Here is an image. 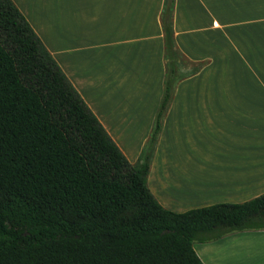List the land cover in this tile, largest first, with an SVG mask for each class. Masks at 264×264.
Listing matches in <instances>:
<instances>
[{
  "label": "crops",
  "instance_id": "crops-1",
  "mask_svg": "<svg viewBox=\"0 0 264 264\" xmlns=\"http://www.w3.org/2000/svg\"><path fill=\"white\" fill-rule=\"evenodd\" d=\"M12 1L135 163L163 93L165 0ZM172 25L181 70L202 66L176 84L148 188L174 212L251 199L264 192V0H174ZM228 240L231 258L216 252ZM197 245L204 264H264L262 229Z\"/></svg>",
  "mask_w": 264,
  "mask_h": 264
},
{
  "label": "trees",
  "instance_id": "trees-1",
  "mask_svg": "<svg viewBox=\"0 0 264 264\" xmlns=\"http://www.w3.org/2000/svg\"><path fill=\"white\" fill-rule=\"evenodd\" d=\"M165 0L163 93L131 163L12 0H0V264H204L194 241L264 230V192L174 212L147 185L176 84Z\"/></svg>",
  "mask_w": 264,
  "mask_h": 264
},
{
  "label": "rangeland",
  "instance_id": "rangeland-1",
  "mask_svg": "<svg viewBox=\"0 0 264 264\" xmlns=\"http://www.w3.org/2000/svg\"><path fill=\"white\" fill-rule=\"evenodd\" d=\"M231 241L232 240H228L225 243H221L220 245H217V249H216L217 254H223L225 258H231L230 257V253L233 254L234 252L237 251V249H239L237 247L238 246L240 247V244H238V241H233V242H231ZM193 244L196 247H198V245H197L198 244V241H194Z\"/></svg>",
  "mask_w": 264,
  "mask_h": 264
}]
</instances>
